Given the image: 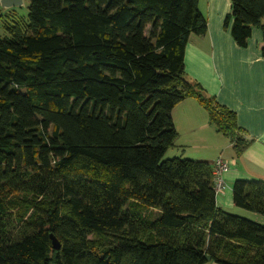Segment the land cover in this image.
Segmentation results:
<instances>
[{"label": "trees", "instance_id": "16d2710c", "mask_svg": "<svg viewBox=\"0 0 264 264\" xmlns=\"http://www.w3.org/2000/svg\"><path fill=\"white\" fill-rule=\"evenodd\" d=\"M229 1L224 26L245 47L264 33V0ZM206 28L198 0H30L24 28L4 25L0 264H264V224L216 205L212 166L162 159L186 98L235 157L250 143L184 74ZM231 189L264 216V181Z\"/></svg>", "mask_w": 264, "mask_h": 264}, {"label": "crops", "instance_id": "0c3cea01", "mask_svg": "<svg viewBox=\"0 0 264 264\" xmlns=\"http://www.w3.org/2000/svg\"><path fill=\"white\" fill-rule=\"evenodd\" d=\"M198 9L206 19V34L189 36L184 48V74L236 114V124L250 143L235 157L228 138L216 132L208 116L203 118L205 110L196 100L186 98L171 110L176 138L165 154L172 151L173 157L206 161L212 169L217 158L227 161L228 169L222 174L224 186L215 190L216 205L264 224V216L233 204L231 189L236 180L264 181V33L253 27L246 46L239 47L230 25L224 26L231 12L229 0H198Z\"/></svg>", "mask_w": 264, "mask_h": 264}, {"label": "rangeland", "instance_id": "374dc122", "mask_svg": "<svg viewBox=\"0 0 264 264\" xmlns=\"http://www.w3.org/2000/svg\"><path fill=\"white\" fill-rule=\"evenodd\" d=\"M30 0H21L20 5L3 8L0 5V37L6 36L4 29L5 24L17 23L19 26L24 28L27 24V14ZM203 118L207 120V113L203 112ZM172 151H168L162 159L173 158Z\"/></svg>", "mask_w": 264, "mask_h": 264}, {"label": "built area", "instance_id": "2783aa9c", "mask_svg": "<svg viewBox=\"0 0 264 264\" xmlns=\"http://www.w3.org/2000/svg\"><path fill=\"white\" fill-rule=\"evenodd\" d=\"M228 169V162L221 157L217 158L213 164L212 174L214 190H219L224 186V180L222 174Z\"/></svg>", "mask_w": 264, "mask_h": 264}, {"label": "water", "instance_id": "95a60500", "mask_svg": "<svg viewBox=\"0 0 264 264\" xmlns=\"http://www.w3.org/2000/svg\"><path fill=\"white\" fill-rule=\"evenodd\" d=\"M21 0H0V5L3 8H10V7H14L17 5H20ZM50 240H51V247L52 249H59L60 248V244L59 242L56 240V238L50 234ZM209 256L206 255V260H209Z\"/></svg>", "mask_w": 264, "mask_h": 264}]
</instances>
